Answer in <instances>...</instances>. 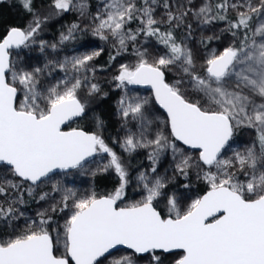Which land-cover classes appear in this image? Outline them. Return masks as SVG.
<instances>
[{"label": "snow or ice", "instance_id": "obj_1", "mask_svg": "<svg viewBox=\"0 0 264 264\" xmlns=\"http://www.w3.org/2000/svg\"><path fill=\"white\" fill-rule=\"evenodd\" d=\"M20 4L33 13L32 0H20ZM157 6L164 10L159 18ZM53 7L58 12L76 9L83 16L87 6L83 0H53ZM230 10L235 12L231 20ZM190 14L203 24L227 22L221 32L232 37L221 52L205 59L203 75L197 71L192 50L174 35ZM133 23L135 29L130 27ZM93 24V35L110 40L117 48L109 61L128 52L130 45L137 58L134 65H119L112 77L116 87L149 85L156 104L167 114L163 122L167 133L157 128L149 138L148 100L122 97L118 110L125 120H137L140 131H129L121 146L128 152L150 148L148 158L153 165L170 150L177 161L175 172L187 178L190 169H197V178L208 189L181 210L177 196L165 191L168 181L164 177L150 179L140 173L142 198L119 206L129 183L125 166L100 135L69 126L88 112L78 90L85 88L89 97L101 94L88 73L95 77L97 69L91 62L103 49L73 58L71 67L81 75L44 88L40 68L17 69L12 60L13 50L26 47L40 30L39 17L25 29L0 24L5 32L0 39V166L20 181L0 178V220L11 226L24 216L18 208L25 203L22 182H30L31 194L32 186L44 183L54 170L81 167L98 153L110 157L98 171L114 170L119 181L113 193L100 197L94 192L79 197L71 189L64 190L58 204L37 213L38 220H26L22 229L13 227L8 239L0 240V264H104L118 246L131 254L111 264H264V0H219L202 3L195 12L179 0L175 6L169 0H101ZM78 28L72 24L62 39H69ZM151 38L163 45L162 53L152 55L143 46ZM66 63L59 67L65 69ZM174 65L200 99L186 98L180 87L183 78L166 82L165 72ZM95 123L102 127V118L95 117ZM237 127L254 128L259 149L249 147L244 153L235 152L233 158H223ZM180 145L198 150L196 159ZM151 171L155 173L156 168ZM238 174L246 179H238ZM59 190L53 185V191ZM161 198L166 202V216L155 206ZM65 210L70 214L63 225L52 227L55 221L48 213Z\"/></svg>", "mask_w": 264, "mask_h": 264}, {"label": "rangeland", "instance_id": "obj_2", "mask_svg": "<svg viewBox=\"0 0 264 264\" xmlns=\"http://www.w3.org/2000/svg\"><path fill=\"white\" fill-rule=\"evenodd\" d=\"M80 2L81 0H74V3ZM169 2L175 6L178 0H169ZM83 3H85L87 6L85 15L82 16L76 9H70L68 11L75 15L76 21L74 24L79 25V28L74 30L71 36L79 32L92 33V28L94 26L93 16L101 7V0H95L94 6H92L90 0H83ZM179 3L184 4L187 8L191 9L192 12H195L202 3H210V1L192 0L191 4H189L188 0H179ZM163 11L164 10L162 7L157 6V18H159L160 14H162ZM229 13L235 14V12L232 10H230ZM188 24L191 25L190 29L187 27ZM70 27L71 26H69V28ZM69 28L67 29V31L63 32L57 37L56 42L48 41L41 44L27 45L26 47H22L21 49L13 50V64L17 69H24L27 71H32L35 68H40L42 71L39 74V80L44 88L54 85L63 80L71 81L73 77L81 75L71 67V61L73 60V58L89 54L93 51H99L100 49H103V47L101 45L92 43L72 49H63L61 47V44L66 40H63L62 36L68 35ZM224 28H226V25L224 23L212 22L209 24H203L192 14H190L184 20L180 27L176 28L182 30L181 41H183V43L192 50L197 71L202 75V66L205 63V59L213 52L218 54L223 50L224 47H227L232 42V37L228 32H221V30ZM209 36H219L220 39H213L209 42L206 39ZM140 40L141 42L143 41V39ZM202 40L203 43L201 42ZM107 43L114 49V52L116 54L117 48L113 47V44L110 40L107 41ZM52 45H56V47L53 48ZM137 46L140 47L141 44H138ZM143 46L147 47L149 53H151L152 55H155L157 52L162 53L164 51V49L160 45L152 40H150L148 44ZM103 51L101 52V54L103 53ZM98 57H96L95 60L91 62L92 66L96 67L97 69L95 77L93 78L91 73H88V75L90 79H92V82L98 83L100 87L105 83L114 81L112 77L117 74L119 65L121 63L134 65L137 59L133 54L131 45L129 46L128 52L122 53L120 56H117L116 60L111 61V64L107 68H101L95 64V61ZM66 61L67 63L65 69H61L59 67V64L65 63ZM165 73H168L173 78L170 84H173L176 80L183 78V83L180 85V87L181 91L185 94L187 99L192 101L200 99V94L194 90V88L188 81V78L184 76L178 66H172L171 70H166ZM113 92L116 94V100L112 103V107L114 109L113 119L116 122L114 143L121 150L125 151L121 145L123 143L124 137L128 134V132L131 131L132 133L138 134L140 131L139 122L137 120L131 117L125 120L118 110V101L122 97L128 100H148L145 116L148 120L152 121V123L147 128V135L149 138H151V135L157 130V128H164L165 132L167 133V127L163 123L164 121H166L167 117L165 113L156 105L153 95L150 92L141 88H136L131 84H126L123 88H117L116 82L113 87ZM177 144L179 143L177 142ZM180 147L185 150L186 155H191L193 157V160L196 159L198 152L187 149L183 145H180ZM249 147H254L257 151L259 149L256 130L254 128L248 127H237L234 130V134L229 142V146L222 154L223 158H233L235 152L244 153L245 150ZM151 151L152 150L150 148H139L134 152H129L145 154L147 156V161L145 162L144 168L134 176V191H132V193H128L127 197L124 198L123 206L142 198L143 189L140 185L139 180L137 179L140 173H146L150 179L154 178L155 176L164 177L165 180L168 181L167 187L178 181L180 184L174 194L177 196L178 204L181 210L185 209L192 200L200 196L198 194L199 185H204L208 188L207 183L203 179L197 178L198 170L195 168L189 170V175L187 178L176 173L175 163L177 161L173 160V153L170 150L163 152L159 156L155 165H153L152 160L148 158ZM109 160L110 157L106 153H98L95 155V159L92 162L82 166L81 168L70 173L53 175L47 178L44 183H40L38 186H32L34 188V191H32L31 194H29L28 191L30 185L28 183L27 185H25L24 182H22L21 190L23 191L24 201L26 197L35 195L37 196V200L35 201L32 208L27 207L26 201L25 203L18 205L19 212L24 213V216L18 220L12 221L11 226L6 225L4 221L0 220L1 225L6 226L11 233L13 231V227H15L17 231H19L24 227L26 220L29 222L31 220H38V212H43L46 209H49L51 205L58 204L61 201L62 196L64 195V190L66 189L73 190L79 197L90 195L92 193L93 175L99 172L98 169H100L104 164H107ZM152 167L156 168L155 173L151 171ZM204 170H208L207 166H204ZM211 170L215 171V168H212ZM0 178H7L13 180L14 182H20L19 178L14 177L10 172L5 173L3 171V166H0ZM238 179L244 180L246 178L242 174H238ZM185 184L188 185L187 188L183 187V185ZM53 185H56L60 190L53 191ZM45 193L48 194L46 199L40 200L39 197L44 195ZM12 195L14 196L16 195V193L13 192ZM69 203L71 204V201H69ZM48 214L51 215L53 217V220L55 221L52 227H58L63 225L65 219L70 213L68 212V210H65V212H49ZM130 254L131 252L129 251L118 250L112 255L108 256L107 260H104V264H111L114 259H119L124 255ZM141 264H145V261H141Z\"/></svg>", "mask_w": 264, "mask_h": 264}, {"label": "trees", "instance_id": "obj_3", "mask_svg": "<svg viewBox=\"0 0 264 264\" xmlns=\"http://www.w3.org/2000/svg\"><path fill=\"white\" fill-rule=\"evenodd\" d=\"M92 6L95 4V0H90ZM210 3L214 4L219 2V0H209ZM33 13H28L24 10L20 4V0H5L0 1V24L4 27L6 26H17L22 29L27 28V26L32 22L34 17H39L41 21L40 30L35 34L33 39L28 42L27 45L41 44L48 41L56 42L57 37L63 32L67 31L69 26L75 23V15L71 12H58L53 7V0H32ZM229 19H234L235 14L227 13ZM215 23H224L227 26V22L224 21H214ZM4 27H0V39L3 38ZM130 27L135 29L137 25L135 23L131 24ZM182 30L175 29L174 35L177 37V42H181ZM140 39H144L141 37ZM150 40L154 41L155 38ZM97 44L101 45L104 49L103 53L97 58L95 64L101 68H107L111 64L109 61V55H115L114 49L107 43V41L101 40L98 36L93 35L88 32H79L69 37L64 43L61 44L63 49H72L85 44ZM158 44V43H157ZM160 45V44H158ZM163 48V45H160ZM164 49V48H163ZM165 80L167 83L173 80V78L165 73ZM115 82H109L103 84L101 88V94L94 97H89L86 94V89L82 88L78 90V95L82 101L87 102L88 112L87 115L77 119L69 126L71 128H80L88 132H95L104 139L106 145H108L118 156L120 161L125 166L128 176L129 183L125 188L124 198L127 197L128 193L134 191L133 181L134 176L140 172L147 161V156L141 153H129L121 150L114 143V134L116 132V122L113 119L114 109L112 103L116 100V94L113 92V87ZM107 93L105 97L103 94ZM101 117L103 120V126L97 127L95 123V117ZM69 126L67 129H69ZM257 136V133H256ZM27 185V182H24ZM179 182H175L166 188V192L171 195L174 194L176 189L179 187ZM119 186V181L114 170H109L108 172H97L93 175L92 179V193L94 192L97 197L105 196L114 192V190ZM207 187L204 185L198 186V194L202 196L206 191ZM123 198V200H124ZM37 196H28L25 201L27 202V207L32 208L34 206ZM123 200L118 201L119 206H123ZM158 210L162 212L163 215H168L166 202L161 198L160 202L156 204ZM51 230V229H50ZM11 232L6 226H2L0 222V239H7ZM62 250V249H61Z\"/></svg>", "mask_w": 264, "mask_h": 264}, {"label": "water", "instance_id": "obj_4", "mask_svg": "<svg viewBox=\"0 0 264 264\" xmlns=\"http://www.w3.org/2000/svg\"><path fill=\"white\" fill-rule=\"evenodd\" d=\"M0 1H5V0H0ZM14 50H15V49H14ZM133 86L136 87V88H141V89H144V90L150 92V93L153 95V98H154L153 91H152V89H151V87H150L149 85H133ZM154 101H155V99H154ZM155 103H156V102H155ZM156 105L159 107L158 104H156ZM159 108H160V107H159ZM160 109L165 113V115H166V117H167L166 112H165L162 108H160ZM81 118H82V117H81ZM77 119H79V118H76V119H74L73 121H70V122H69V125H70L71 123H73L74 121H76ZM64 127H65V130H66L68 126H64ZM178 143H180V142H178ZM183 146H184V145H183ZM184 147H186L187 149H189L187 146H184ZM226 148H227V147H226ZM190 150H193V149H190ZM193 151L198 152V150H193ZM224 151H225V150H224ZM94 159H95V156H93V157H89L88 160H87L86 162H84V164H83L82 166H84V165H86V164L92 162ZM82 166H81V167H82ZM81 167L74 168V169H66V170H60V169H57V170H54L53 173H50V174H49V177H51V176H53V175H56V174H66V173H70V172H73V171H75V170H77V169H79V168H81ZM49 177H48V178H49ZM46 179H47V178H46ZM27 183L30 185V182H27ZM118 250H125V251H129V252H131V250L127 249L125 246H118ZM118 250H112V253H114V252H116V251H118Z\"/></svg>", "mask_w": 264, "mask_h": 264}, {"label": "flooded vegetation", "instance_id": "obj_5", "mask_svg": "<svg viewBox=\"0 0 264 264\" xmlns=\"http://www.w3.org/2000/svg\"><path fill=\"white\" fill-rule=\"evenodd\" d=\"M66 130H69V129H66Z\"/></svg>", "mask_w": 264, "mask_h": 264}]
</instances>
